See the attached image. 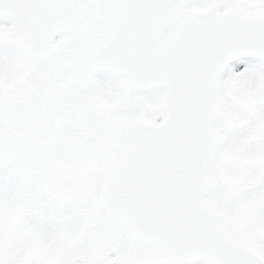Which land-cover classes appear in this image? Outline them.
Segmentation results:
<instances>
[{"label":"snow or ice","instance_id":"6c2138e0","mask_svg":"<svg viewBox=\"0 0 264 264\" xmlns=\"http://www.w3.org/2000/svg\"><path fill=\"white\" fill-rule=\"evenodd\" d=\"M0 264H264V0H0Z\"/></svg>","mask_w":264,"mask_h":264}]
</instances>
